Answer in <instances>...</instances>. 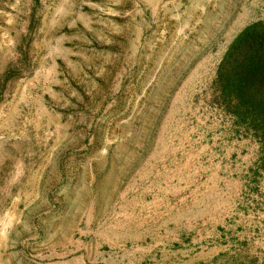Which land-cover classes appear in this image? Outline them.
Returning <instances> with one entry per match:
<instances>
[{
  "label": "rangeland",
  "instance_id": "obj_1",
  "mask_svg": "<svg viewBox=\"0 0 264 264\" xmlns=\"http://www.w3.org/2000/svg\"><path fill=\"white\" fill-rule=\"evenodd\" d=\"M260 20L264 0H0V264H264L260 145L212 104Z\"/></svg>",
  "mask_w": 264,
  "mask_h": 264
},
{
  "label": "trees",
  "instance_id": "obj_2",
  "mask_svg": "<svg viewBox=\"0 0 264 264\" xmlns=\"http://www.w3.org/2000/svg\"><path fill=\"white\" fill-rule=\"evenodd\" d=\"M212 104L230 117V131L238 139L257 142L264 171V20L243 27L223 53L213 80ZM257 264V263H250Z\"/></svg>",
  "mask_w": 264,
  "mask_h": 264
},
{
  "label": "crops",
  "instance_id": "obj_3",
  "mask_svg": "<svg viewBox=\"0 0 264 264\" xmlns=\"http://www.w3.org/2000/svg\"><path fill=\"white\" fill-rule=\"evenodd\" d=\"M225 13H226V15H228V16H232V15H234L235 14V12H234V9L231 7V8H228L227 10H225L224 11ZM243 13H245V11L243 12ZM244 16H245V18L247 17V14L245 13L244 14ZM235 21V20H234ZM229 22H231V21H229ZM228 22V23H229ZM227 23V24H228ZM237 28H235V26H234V23H233V26H231V29L228 31V34L230 33V32H232V31H234V30H236ZM232 30V31H231ZM246 142H248V143H251V142H253V141H251V140H247ZM259 147L260 146H256V150H253V152L254 153H252L251 154V156H250V154L249 155H247V157L249 158L248 159V161H249V163H251V162H256V164H258L259 163ZM253 155V156H252ZM209 157H211V160L208 158L207 159V161H211V165L209 166L208 165V168H207V170H204L205 169V167H204V163H205V155L204 154H199V153H197V154H194V155H192L191 156V161H192V163L196 166L195 168H196V175H199V170H200V167H201V171H203V176H206V175H209V176H215V175H218V173H219V171H220V166H221V159H220V157H219V155H215V152H212V153H210L209 154ZM243 161V160H242ZM215 164L217 165V166H215ZM208 172V174H206V172ZM214 171H216V173L214 172ZM202 175V174H201ZM260 175H262V177H264V174L263 173H260Z\"/></svg>",
  "mask_w": 264,
  "mask_h": 264
},
{
  "label": "bare ground",
  "instance_id": "obj_4",
  "mask_svg": "<svg viewBox=\"0 0 264 264\" xmlns=\"http://www.w3.org/2000/svg\"><path fill=\"white\" fill-rule=\"evenodd\" d=\"M245 14V13H244ZM244 14H242L238 19H235V22H234V26L235 28H238L241 23H243V21L245 20V16ZM231 29V28H230ZM232 31V30H231ZM221 50V49H220Z\"/></svg>",
  "mask_w": 264,
  "mask_h": 264
}]
</instances>
